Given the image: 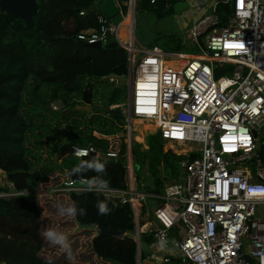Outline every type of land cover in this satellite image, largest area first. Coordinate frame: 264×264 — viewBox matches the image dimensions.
<instances>
[{
    "label": "built area",
    "instance_id": "built-area-1",
    "mask_svg": "<svg viewBox=\"0 0 264 264\" xmlns=\"http://www.w3.org/2000/svg\"><path fill=\"white\" fill-rule=\"evenodd\" d=\"M217 1L232 2L231 14L221 26H216L213 13ZM134 2L113 0L120 19L100 12L98 26L79 30L76 38L90 43L114 39L124 48L126 78L130 74L128 98L126 94L124 104L109 105L123 113L124 131L130 130L127 116L151 121L171 152L194 155L181 158L177 177L154 194L137 187L142 182L135 177L128 138H123L127 140L122 154L125 187L97 184L92 191L118 194L120 202L129 203L139 242L136 210L147 197L157 200L151 212L155 225L146 230L151 233L148 264H264V218L258 216L264 197L247 195L248 188L264 186L259 154L264 146V0H213L189 27V41L198 51L183 57L180 67L164 65V57L170 58L166 55L173 51L138 41L131 20L126 39L119 36L121 20L128 17ZM228 63L229 70L214 78L212 68ZM186 144L190 145L182 147ZM108 145L104 152L115 159L118 149L110 141ZM72 147L69 154L76 157V149L85 155L97 151L92 146ZM87 180L73 173L50 185L49 193L69 197L71 192L89 191ZM6 184L0 197L24 193L10 181Z\"/></svg>",
    "mask_w": 264,
    "mask_h": 264
},
{
    "label": "trees",
    "instance_id": "trees-1",
    "mask_svg": "<svg viewBox=\"0 0 264 264\" xmlns=\"http://www.w3.org/2000/svg\"><path fill=\"white\" fill-rule=\"evenodd\" d=\"M94 1L36 0L37 9L31 26L24 25L20 18H10L4 13L0 15V177L4 175L14 189L24 191L22 194L0 197V235H3L0 237V264H69L67 261L44 258L39 254L42 235L36 195L42 173L52 165L63 169V166H77L82 160H99L105 163L104 172L86 170L77 175L88 179L99 177L111 187H125L123 137L115 159L102 160L92 155L76 157L69 154L74 158L69 162L63 157L59 161H52L51 154H47L44 155V165L34 167L37 159L32 147L38 140L34 137L35 133L40 132L31 125L33 120L30 116L33 112L30 109L34 103L40 102L42 109H45L51 100H57L61 104L58 108H65L73 104L69 98L76 95L82 104H87L92 97V87L88 81L82 82V78H98L110 72L126 74L125 51L83 45L76 38L79 30L98 26L97 15L100 11L90 10ZM166 2L169 0H142L144 10H161ZM121 7L124 9L125 5ZM82 10L84 13H79ZM231 10L232 2L215 3L213 13L217 17L216 26L226 23ZM45 36L52 39L47 40ZM166 39L169 41H166L169 47L167 51H186V45L181 39L171 35H167ZM115 102L109 100L107 104ZM112 110L113 108H107L106 117L110 118L111 115L119 118ZM37 112L42 114L43 110ZM106 117L98 115L99 120ZM88 119L93 120L92 116ZM60 125L61 123H55L50 129ZM103 125L100 121V132L115 133ZM131 132L132 139L142 145L146 152L140 153L131 148L135 177L142 182V177L139 178L136 171L141 169L146 160L144 175L150 179V184L146 187L142 183L141 188L159 194L164 180L177 177L178 161L181 158H191L194 153L184 156L163 149V140L141 122H132ZM83 139L80 144H65L92 146L103 152L107 149L108 141L102 137L87 132ZM259 154L264 163V146L260 147ZM30 157L34 158V162ZM137 186L140 188L139 183ZM0 189L6 187L0 186ZM69 199L75 208L73 217L80 223H94L96 227L121 230L123 233L121 237H115L95 232L90 238V248L96 256L116 264L135 263L136 242L125 234L134 232L133 212L128 202L113 204L97 191L71 192ZM98 202L106 203L110 211L99 214ZM139 238L150 243L151 233L140 232ZM142 258H145V254L140 251V259Z\"/></svg>",
    "mask_w": 264,
    "mask_h": 264
},
{
    "label": "rangeland",
    "instance_id": "rangeland-1",
    "mask_svg": "<svg viewBox=\"0 0 264 264\" xmlns=\"http://www.w3.org/2000/svg\"><path fill=\"white\" fill-rule=\"evenodd\" d=\"M181 1L183 0H175L174 4L175 6L184 7H182L181 9L175 8L173 14L170 13L158 19L157 24H159L163 28L162 30L157 32V34L161 35L159 39H152L149 43H144L145 45L150 46L151 44H156L163 51H167L166 49H168L169 47L166 41H169L166 39V36L168 34H171L170 31H172L174 27L178 25V22L182 20V18H178V14L181 13V10L186 8L187 6L186 3ZM184 50H186V52L198 51V49L192 44L186 46ZM164 60H166V57H164ZM126 79V75L123 74H121L119 77H116V79H109L108 77H89L86 80L82 78V82L88 81L89 85L92 87V97L90 102L87 104H82L80 98L76 95H73L69 98L71 99L70 102H73V104H69L65 108H58L61 104L58 103L57 100H51L48 103V106L45 107V109H42V104L40 102H35L32 109H30V112H33L30 116L31 120H33L31 125L33 126V129L38 128L40 132L35 133L34 137L38 140L36 143H33L34 146L32 147L37 162H34V158L30 157L31 161L35 163L34 167L38 165H44V155L47 154H51L52 161H59L61 157H63L66 162L74 159L71 155H69V153L62 155L61 157L59 156L58 158H54V152L61 148L66 142L80 144V142H83L84 134L87 132L97 137H102L108 142L110 141V146L114 149H118L122 137L119 136V133L124 131L123 127L127 126V121L123 118V115L119 116V118H115L110 115V118H107L106 110L110 105L107 104L109 100H114L116 102L122 101L124 104L126 100L127 90L126 87H122V83L125 82ZM34 100L35 98L32 99V101ZM82 105L87 106L88 110L82 109ZM39 110H43L42 114H39L37 112ZM99 114L104 115L106 119L99 120ZM89 116H92V121L88 119ZM100 121L104 124L103 126L105 128H109L115 133L107 134L100 132L98 130ZM55 123H61V125L54 129H50V127ZM29 140L32 141L31 138ZM124 141L127 140L124 139ZM128 145L130 151L133 147L135 151L146 153L145 149H142L143 146L133 139H131ZM168 145L169 143L164 142L162 148L167 149ZM173 145L175 148H179V146L175 144ZM189 145L190 144H186L182 147H186ZM107 147H109L108 144ZM133 158L135 159V157ZM145 166L146 160L143 163V166H141V169L137 170L136 172L139 178L142 177L143 185L147 187L148 184H150V179L144 175V173L146 172ZM74 167H76V165L63 166V169H59L58 166L52 165L49 170H46L42 173L41 180L38 183L36 195L37 204L39 205L40 209V233L42 235V246L39 254L44 258L67 261V263L69 264H116L114 262L102 259L92 252L89 241L95 231L93 229L85 230L86 228H76L74 217L69 216L67 211L70 206L72 207V203L68 195H53L49 193V186L65 178L66 176H70L71 174H73L72 169ZM167 181L169 180H164L163 184ZM6 183L7 181L5 180V178H0V186L7 187ZM155 204V199L150 197L146 198L145 207L150 215H152L151 212ZM258 212V216L264 218L263 206L258 207ZM48 229H51L57 233H63L67 236L64 247H62L60 244H52L44 238L43 233ZM69 249L71 250V253L73 255V259L71 260L68 258ZM137 256L138 253L136 252L135 258H137ZM147 260V258L140 259L139 251L138 264L147 263Z\"/></svg>",
    "mask_w": 264,
    "mask_h": 264
},
{
    "label": "water",
    "instance_id": "water-1",
    "mask_svg": "<svg viewBox=\"0 0 264 264\" xmlns=\"http://www.w3.org/2000/svg\"><path fill=\"white\" fill-rule=\"evenodd\" d=\"M37 9L36 0H0V15L3 13L6 14L10 18H20L24 25L31 26L32 25V17ZM90 10H98L104 13L108 17H112L113 20L118 21L120 19V15L118 12L117 7L114 5L113 0H99L98 2L92 4L90 6ZM173 13V7L171 4L167 5V7L162 11H154V10H138L132 6L130 9V14L128 15V20H131V26L134 37L142 42V43H149L154 36L156 35V31L152 30V27L157 24V20L160 17H163L167 14ZM47 40L52 39V37L45 36ZM73 40H77L75 37H72ZM83 45H92V46H102L104 48H111V49H118L120 51H124V48L117 44L116 40L112 39L106 42H85L79 41ZM230 68V64H226L224 67L214 66L212 68L213 77L216 78L217 76L223 74L224 72L228 71ZM119 74L110 72L104 75H101V78H116L119 77ZM130 80V74L128 73L127 81L122 83V87H126L127 91L129 89L128 82ZM128 98V94H127ZM82 109L88 110V107L85 105L81 106ZM113 113L118 116H122V112L118 107L113 108ZM119 136L123 138H128V142L132 139V133L130 131H122L119 133ZM72 145L64 144L59 150L54 153V158L61 157L66 153H70L72 151ZM91 155H96L97 158L102 160H112V155L106 154L103 151H96ZM104 197L110 200L113 204H117L121 201V196L118 194H103ZM74 222L77 229H90L94 230L97 234H109L115 237H121L122 231L121 230H114L110 228H101L96 227L94 223H80L78 220L74 218ZM127 236L134 238L136 244L138 241V235L133 233H125ZM3 235H0L2 237ZM138 247L140 248L138 251L137 258H135V263L138 264L139 260V251H143L145 256L149 255V247L146 242L140 241Z\"/></svg>",
    "mask_w": 264,
    "mask_h": 264
},
{
    "label": "crops",
    "instance_id": "crops-1",
    "mask_svg": "<svg viewBox=\"0 0 264 264\" xmlns=\"http://www.w3.org/2000/svg\"><path fill=\"white\" fill-rule=\"evenodd\" d=\"M96 2H98L99 0H95ZM175 0H169L168 4H171L173 7V13L175 8L176 9H181L184 6H175L174 4ZM213 0H183L181 2H184L187 4L186 8L181 10V13L178 14V18H182V20H180V22H178V25L176 27H174V29L171 32L172 37H176L181 39L186 46L190 45V41H189V27L192 23L193 20H195L196 18H198L200 15L204 14L205 12H207L210 9L211 3ZM167 5L164 4V7L161 10H154V11H162L164 10ZM134 8L138 9V10H144V6L142 4V0H135L134 2ZM144 7V8H143ZM146 11V9L144 10ZM172 13V14H173ZM108 17V16H107ZM159 19V18H158ZM122 24L119 27V36L122 39H126L127 36V29L130 25V20H128V17H123V19L121 20ZM158 22V20H157ZM163 28L159 25L156 24L152 27V30L156 31V35L154 36V38L156 37L157 39H159V37L161 35L157 34L158 31L162 30ZM165 29V28H164ZM168 45V44H167ZM187 53V54H186ZM195 52H186V51H180V52H169L168 56H170V58L166 59L164 62V65H170L172 63V59L177 58L179 60H183V57L189 56L190 54H193ZM130 133L131 130H130ZM0 178H4V175L1 176ZM170 181V180H169ZM157 203V200H156ZM136 215H137V219H138V230L140 232H146L147 229H149L150 227L155 225V221L152 218V215L149 214L148 210L146 209L145 205H142L140 208H137L136 210ZM90 243V241H89Z\"/></svg>",
    "mask_w": 264,
    "mask_h": 264
},
{
    "label": "clouds",
    "instance_id": "clouds-1",
    "mask_svg": "<svg viewBox=\"0 0 264 264\" xmlns=\"http://www.w3.org/2000/svg\"><path fill=\"white\" fill-rule=\"evenodd\" d=\"M250 143V139L248 140ZM75 154L77 156L85 155L86 153L83 150L76 149ZM86 170H94L97 173H102L105 171V163L100 162L99 160L93 161H81L76 167L72 169L73 173L80 174ZM87 185V189L89 191L93 190V187L99 184L101 188H107L108 184L107 181L100 179L99 177L92 178L90 180L85 181ZM247 195L249 197H264V186H254L247 189ZM99 214H107L110 209L108 208L107 204L104 202H98L97 204ZM69 216H75V208L69 207L67 209ZM43 236L46 240H48L52 244H60L62 247L65 246L67 236L63 233H57L51 229L46 230L43 233ZM68 258L71 260L73 259V255L71 250H68Z\"/></svg>",
    "mask_w": 264,
    "mask_h": 264
},
{
    "label": "bare ground",
    "instance_id": "bare-ground-1",
    "mask_svg": "<svg viewBox=\"0 0 264 264\" xmlns=\"http://www.w3.org/2000/svg\"><path fill=\"white\" fill-rule=\"evenodd\" d=\"M159 51H161V50H159ZM166 56H168V54ZM183 63H184L183 60H179L177 58H174V59H172L171 66L180 67L183 65ZM127 119H128V121H130L131 124H132V122H141L145 127H148L151 130H154V124L151 121L141 120L138 118H131L129 116H127ZM130 130H131V128H130Z\"/></svg>",
    "mask_w": 264,
    "mask_h": 264
},
{
    "label": "snow or ice",
    "instance_id": "snow-or-ice-1",
    "mask_svg": "<svg viewBox=\"0 0 264 264\" xmlns=\"http://www.w3.org/2000/svg\"><path fill=\"white\" fill-rule=\"evenodd\" d=\"M245 15H247V13H245ZM229 46L231 47V45H229ZM236 47H241L242 48L243 46L242 45H236ZM205 71H207V69H205ZM241 131H243V130H241ZM232 139H235V137H232ZM241 139L244 140L245 142H247V138L246 137L242 136ZM226 150H235V149L233 147L232 149H226Z\"/></svg>",
    "mask_w": 264,
    "mask_h": 264
}]
</instances>
